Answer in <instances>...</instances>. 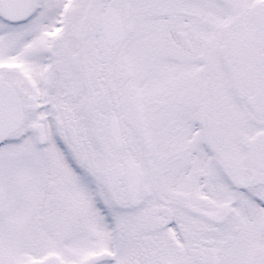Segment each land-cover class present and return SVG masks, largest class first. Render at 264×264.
<instances>
[{
  "label": "flooded vegetation",
  "instance_id": "1",
  "mask_svg": "<svg viewBox=\"0 0 264 264\" xmlns=\"http://www.w3.org/2000/svg\"><path fill=\"white\" fill-rule=\"evenodd\" d=\"M0 25L23 111L0 151L36 155L0 181L32 257L0 264H264V0H31Z\"/></svg>",
  "mask_w": 264,
  "mask_h": 264
},
{
  "label": "rangeland",
  "instance_id": "2",
  "mask_svg": "<svg viewBox=\"0 0 264 264\" xmlns=\"http://www.w3.org/2000/svg\"><path fill=\"white\" fill-rule=\"evenodd\" d=\"M1 27V25H0ZM5 31H9L8 27H4ZM6 51L5 53H7ZM2 55H0L1 58ZM6 60H11V54H6ZM1 62V60H0ZM10 62V63H11ZM29 131L28 127H24L23 132L27 133ZM14 142V137H11L4 148L0 151V181L5 185H13L14 181L19 180L18 175H14L15 161L19 162L21 165V169L24 172V175L29 173L31 168V163H33V159L36 155L32 150H28L25 154H21L20 158L14 159V150L12 149ZM23 178V175L22 177ZM12 196L9 197L11 201V197L13 198V202L15 201V193L10 191ZM8 193V195H10ZM18 200V197H17ZM5 205L8 204V199L4 198ZM24 200L20 202L23 204ZM10 211L15 212V208H11ZM19 220V221H18ZM31 224L32 220L30 216H27V220L25 216L22 215H0V260H15V261H23L26 258H30L31 256V248H30V239H31ZM43 235L38 234L37 239L39 241L41 253H43ZM53 250H56L55 248ZM85 252L84 254L88 253ZM26 259V260H27Z\"/></svg>",
  "mask_w": 264,
  "mask_h": 264
},
{
  "label": "water",
  "instance_id": "3",
  "mask_svg": "<svg viewBox=\"0 0 264 264\" xmlns=\"http://www.w3.org/2000/svg\"><path fill=\"white\" fill-rule=\"evenodd\" d=\"M31 0H0L6 17L10 20L23 19L30 13ZM23 112L20 99L14 87L0 79V144L21 125ZM36 128V127H34ZM98 256L91 257L81 264H93ZM31 264H58L56 259L48 258Z\"/></svg>",
  "mask_w": 264,
  "mask_h": 264
}]
</instances>
